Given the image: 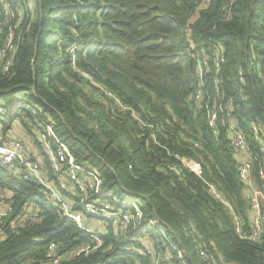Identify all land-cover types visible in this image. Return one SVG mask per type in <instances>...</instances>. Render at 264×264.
Here are the masks:
<instances>
[{"label": "trees", "instance_id": "16d2710c", "mask_svg": "<svg viewBox=\"0 0 264 264\" xmlns=\"http://www.w3.org/2000/svg\"><path fill=\"white\" fill-rule=\"evenodd\" d=\"M9 39L0 129L18 120L31 132L37 120H50L76 161L136 203L143 219L157 218L165 236L157 227L131 223L121 233L108 225L99 246L74 254L92 239L32 175L0 164V189L10 192L0 264H44L50 243L58 264H264V152L253 129L264 133V0H0V49ZM218 104L224 117L213 130L207 108ZM229 121L245 134L263 191L255 239L239 236L210 189L223 193L247 234ZM47 175L74 207L92 197L50 169Z\"/></svg>", "mask_w": 264, "mask_h": 264}, {"label": "built area", "instance_id": "2783aa9c", "mask_svg": "<svg viewBox=\"0 0 264 264\" xmlns=\"http://www.w3.org/2000/svg\"><path fill=\"white\" fill-rule=\"evenodd\" d=\"M11 47L10 39L6 41L5 47L0 49V69L6 70L10 64V58H5L7 49ZM205 61H200L196 64V71L202 82L203 65ZM199 98V94H196ZM21 105V102L12 104L14 109ZM29 107V104H25ZM222 110L221 104L207 108V119L210 127L216 129L220 117L219 114ZM10 110L9 112H11ZM34 115H37L38 110H32ZM36 129L39 132L41 143H43L42 154L34 156L33 158L28 155V149L23 138H9L0 133V164L12 173L27 172L32 175L42 186L43 194L49 202L58 207L64 216L72 219L75 224L86 232L92 239L91 244H85L82 247L74 250V254L81 251H88L94 249L101 243V234L104 233L108 225H111L116 231L123 233L127 227L134 223L137 230L145 228L151 231L153 227L160 230V234L165 236L164 230L155 217L143 219L142 212L138 205L132 201L121 200L115 193L102 187V178L100 174L94 169L79 164L74 158L68 144L58 137L54 130L53 124L50 120L36 121ZM254 135L261 152H264V133L256 127ZM227 137L230 141L235 154L238 157V172L241 180L244 182V193L246 200V207L248 208V215L250 221V231L246 234L243 230V218L235 212L232 205L225 198L223 193L210 184V189L218 201L224 204L231 214L235 223V230L240 237L255 239L261 231L263 209L262 199L263 191L259 186L256 178L253 175V152L249 143L245 138V134L235 124L234 121L227 123ZM44 157L47 160L44 159ZM43 158V159H42ZM191 163V161H189ZM52 170L53 174L59 178L62 183L69 182L76 184L81 191L86 189L92 192L90 199L82 198L78 203L80 208L74 207V201L65 197L60 192L54 180L47 175V169ZM73 189L72 187H70ZM74 190V189H73ZM73 190H71L73 192ZM30 203L24 205V209L29 213V218L36 221L37 213L32 209ZM9 210V204H5L3 209L0 207V222L1 218ZM24 218V215L19 218ZM55 244L48 245L47 260L44 264H58L60 256L54 253ZM181 254V250H178ZM167 260L168 257L165 256ZM154 264H159L158 260ZM166 264H174L169 260Z\"/></svg>", "mask_w": 264, "mask_h": 264}, {"label": "rangeland", "instance_id": "374dc122", "mask_svg": "<svg viewBox=\"0 0 264 264\" xmlns=\"http://www.w3.org/2000/svg\"><path fill=\"white\" fill-rule=\"evenodd\" d=\"M203 4L204 2H202V5ZM2 110H4L3 112H5V109H0V111ZM8 110H12V111L15 110L12 104L10 106V109ZM0 133L4 134L5 136H8L9 138H23L26 143V147L28 149V155H30L31 158L42 154V149L44 145L43 143H41V138L39 137V132L37 131L36 128H32L30 132V130L26 129L24 125L19 123L18 120H14L9 130L2 131V129H0ZM70 190H73V189L70 188ZM7 196H8L7 190L0 189V207L2 209H3V204L6 202L5 200Z\"/></svg>", "mask_w": 264, "mask_h": 264}, {"label": "crops", "instance_id": "0c3cea01", "mask_svg": "<svg viewBox=\"0 0 264 264\" xmlns=\"http://www.w3.org/2000/svg\"><path fill=\"white\" fill-rule=\"evenodd\" d=\"M7 193H8V196H7V198H8V197H9V195H10V192H9V191H7ZM5 204H7V202H5V203L3 204V206H4Z\"/></svg>", "mask_w": 264, "mask_h": 264}, {"label": "water", "instance_id": "95a60500", "mask_svg": "<svg viewBox=\"0 0 264 264\" xmlns=\"http://www.w3.org/2000/svg\"><path fill=\"white\" fill-rule=\"evenodd\" d=\"M245 204H246V200H245Z\"/></svg>", "mask_w": 264, "mask_h": 264}]
</instances>
